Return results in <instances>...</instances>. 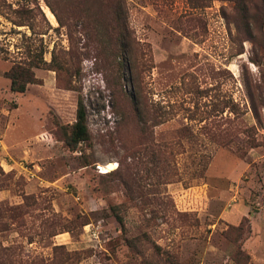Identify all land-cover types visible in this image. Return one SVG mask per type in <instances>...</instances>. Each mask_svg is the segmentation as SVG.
Wrapping results in <instances>:
<instances>
[{
	"label": "rangeland",
	"instance_id": "rangeland-1",
	"mask_svg": "<svg viewBox=\"0 0 264 264\" xmlns=\"http://www.w3.org/2000/svg\"><path fill=\"white\" fill-rule=\"evenodd\" d=\"M114 1L0 0V264H264V0Z\"/></svg>",
	"mask_w": 264,
	"mask_h": 264
},
{
	"label": "trees",
	"instance_id": "trees-1",
	"mask_svg": "<svg viewBox=\"0 0 264 264\" xmlns=\"http://www.w3.org/2000/svg\"><path fill=\"white\" fill-rule=\"evenodd\" d=\"M115 8H114V18L118 21L120 27V31L118 32V38L120 40V46L124 51V54L129 51V46H131L129 42V30L127 28L126 22V15H125V8L123 6V0H115ZM114 1V2H115ZM43 50L39 51V54H33L29 61H17L14 62L13 65L7 72V75L10 79V88L15 92H24L26 90V86L29 83L36 82V77L34 74L33 69L42 67L46 62L43 60L42 57ZM126 59V57H124ZM131 99L136 103L135 96L131 95ZM135 109L138 111L139 115L144 113L143 108H139L135 105ZM89 131L87 128L86 122V110L84 107V103L81 99L77 102V109H76V120L71 126L69 131H64L63 141L68 146V148L74 150L78 147L81 141L88 139ZM116 215V214H115ZM120 218V217H119ZM249 219L248 217H243L241 222L237 226H233L232 228L239 231V235L244 234V232H249L250 229L248 227ZM238 241V239H237ZM237 241V250L239 252V258L243 257L246 259V262L249 261V254L245 253L241 246L238 244ZM244 262L243 264H246Z\"/></svg>",
	"mask_w": 264,
	"mask_h": 264
},
{
	"label": "built area",
	"instance_id": "built-area-1",
	"mask_svg": "<svg viewBox=\"0 0 264 264\" xmlns=\"http://www.w3.org/2000/svg\"><path fill=\"white\" fill-rule=\"evenodd\" d=\"M91 235L97 236V231L96 230H91Z\"/></svg>",
	"mask_w": 264,
	"mask_h": 264
},
{
	"label": "bare ground",
	"instance_id": "bare-ground-1",
	"mask_svg": "<svg viewBox=\"0 0 264 264\" xmlns=\"http://www.w3.org/2000/svg\"><path fill=\"white\" fill-rule=\"evenodd\" d=\"M52 14V13H51ZM52 17V16H51Z\"/></svg>",
	"mask_w": 264,
	"mask_h": 264
}]
</instances>
